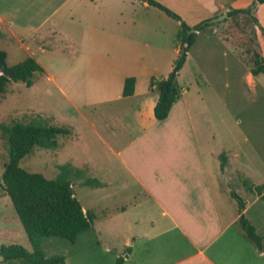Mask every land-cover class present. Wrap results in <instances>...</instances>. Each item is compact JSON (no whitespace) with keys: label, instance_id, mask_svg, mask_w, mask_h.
<instances>
[{"label":"crops","instance_id":"crops-1","mask_svg":"<svg viewBox=\"0 0 264 264\" xmlns=\"http://www.w3.org/2000/svg\"><path fill=\"white\" fill-rule=\"evenodd\" d=\"M152 1L180 20L149 4V0H0V39H5L7 33L8 39L18 41L21 49L28 52L29 47L22 44L33 34H66L64 40L72 56L55 57L53 61L69 65L67 74L45 71L44 75L56 82L59 93L78 111L82 125L96 133L115 158L114 170L104 172L99 179H83L84 184L92 186L82 185L99 188L106 198L115 194L114 211L107 206L103 214L105 236L116 241L106 253L114 254L115 260L122 259V264H264V237L257 233L247 215L254 205L264 203L255 192L256 187L264 188L263 157L252 150L246 136L243 142L231 146L225 145V139L221 143V138L215 145L198 138L186 103L190 91L184 86H180L181 96L168 117L157 121L154 107L158 94L142 83L147 75L145 66L165 57L171 35L175 33L177 37L181 22L193 28L203 21L222 16L224 19L231 10H245L255 0ZM256 8L263 10L264 4ZM220 27L224 32L222 39L228 40V26ZM260 28L264 30V26ZM203 30L196 31V35ZM238 43L234 40V45L242 48ZM36 44L39 47V42ZM153 49L159 50L158 57L149 53ZM27 56L33 58L32 53ZM86 64L99 66L100 72L82 74L79 68ZM252 69L249 67L244 75L246 84L254 93L259 85L264 93V72L253 75ZM180 75L179 71L177 79ZM129 76L137 81L125 96L124 81ZM258 76L263 78L258 81ZM93 80L103 84L95 86ZM108 81L117 82L115 91ZM91 95L94 98H83ZM70 97L83 99L72 101ZM121 101H130L133 121L139 130L136 134L126 130L124 141L120 133L107 132V126L98 132L78 110L81 106ZM261 106L260 134L264 135V102ZM122 119L119 121L126 129ZM69 127V134L74 135L73 126ZM228 133L231 134L230 130ZM241 143L248 147L242 148ZM221 155L225 157L224 167ZM73 167L82 171L79 178H84L88 169ZM250 176L260 180L254 183L248 180ZM231 192L243 200V214L261 236L262 251L241 229L238 204ZM245 192L250 199L243 198Z\"/></svg>","mask_w":264,"mask_h":264},{"label":"rangeland","instance_id":"rangeland-1","mask_svg":"<svg viewBox=\"0 0 264 264\" xmlns=\"http://www.w3.org/2000/svg\"><path fill=\"white\" fill-rule=\"evenodd\" d=\"M245 10L249 13L209 20L211 27L196 35L194 45L186 54L177 82L179 87L184 86L190 91L186 95V103L190 106L189 111L196 126L198 138L206 139L209 145H215L221 138V143L225 139V145L231 146L234 142L235 144L239 141L243 142L246 136L252 144V150L264 159V135L260 134L261 103L264 102V93L259 85L255 93L250 91L244 78L248 68H254V65L250 66V64L256 61V54L264 59V34L260 28L264 26V9H257L255 3L251 1ZM255 20L259 23L256 24ZM222 25L228 26V29H225L228 40L222 39L224 33L220 27ZM193 28L191 30H194ZM62 35V37H52L44 31L41 34H33L27 42L22 44L23 47H29L30 51L26 52L24 48L21 49L18 41L8 39L6 33L5 39H0V50L7 54L6 65L9 68L24 61L28 57L27 53H32L33 59L37 58L38 54L41 55L36 62L48 74L56 71L67 74L69 65L53 61L55 57L69 59L72 56L64 40L66 34ZM171 36L172 42L165 51V57L156 64L145 66L147 75L142 83L147 87L151 77L166 79L179 59L180 41L175 33ZM234 40L238 41L242 48H237ZM37 42L40 44L39 47ZM41 48L45 51L41 52ZM243 52L244 56H241ZM149 53L151 56H159L158 49H153ZM98 68L99 66L86 64L80 66L79 71L82 74H97L100 72ZM48 74L37 77L31 87H26L22 83H10L7 86L5 93L0 96V124L41 122L47 126L68 130H71L70 125L73 126L74 135H58L53 138L58 148L35 147L19 166L29 173L40 174L49 180H55L59 176L61 165L70 164L88 169L84 178L73 176L69 181L83 211L94 212L96 219L91 229L80 234L74 244L57 237L44 238L41 239V249L47 258L64 257L65 264H115L117 260L113 258L114 254L106 253V250L108 246H114L116 241H110L105 236L103 228L105 207L108 206L112 208L109 211H114L115 194L112 193L110 198H106L99 188L82 186L83 179H99L104 172L114 170L115 158L105 149L97 134L82 125L78 111L59 93L56 82L48 78ZM129 77L128 79H132L133 86L137 80L134 76ZM262 78L258 76L257 80L260 81ZM92 83L95 86L103 84L98 80H93ZM108 83L113 84L112 89L115 91L117 82L108 81ZM91 85L87 88L90 89ZM93 96L83 98L90 99L94 98ZM83 98L78 97L76 100ZM70 99L76 101L74 97ZM128 102H112L85 108L81 106L78 110L95 125L98 132H102V126H107L108 129L105 128L107 132L120 133L119 137L124 141L126 130L130 134H136L139 131L131 114L132 105L130 101ZM121 119L127 125L126 129H123L119 121ZM241 147L245 148L248 145L241 143ZM7 161V149L0 137V178ZM248 180L255 183L260 178L250 176ZM242 195L244 199H250L248 192ZM263 208L264 203L259 202L249 210L247 215L257 229V233L264 237ZM9 245H18L28 251L32 250L9 197L0 188V246ZM0 264H4L1 257Z\"/></svg>","mask_w":264,"mask_h":264},{"label":"trees","instance_id":"trees-1","mask_svg":"<svg viewBox=\"0 0 264 264\" xmlns=\"http://www.w3.org/2000/svg\"><path fill=\"white\" fill-rule=\"evenodd\" d=\"M255 4L262 5L264 0H255ZM149 4L158 7L170 17L180 18L164 6L149 0ZM246 10H231L228 17L238 14H247ZM257 24V20H255ZM211 25L204 21L193 29L203 30ZM189 26L181 22L177 38L180 41L179 59L175 63L172 72L165 80L158 81L152 78L149 87L158 94V100L154 107V116L157 121L165 120L169 112L181 96V88L177 82L178 72L185 63L186 54L193 46L196 33H191ZM264 34V30L261 28ZM7 54L0 50V96L5 93L10 83H22L31 87L37 77L44 76L45 70L31 57H27L20 64L9 68L6 65ZM5 72L8 75L5 76ZM264 72V62L256 55L253 75ZM132 79L125 81L123 94L128 96L132 88ZM66 128L44 125L41 122L23 124L13 122L0 124V137L4 141L8 161L4 165V171L0 178V188L9 197L15 213L22 225L31 251L18 245L0 246V257L4 264H65L62 256L46 257L41 249V239L57 237L74 244L77 237L90 230L96 215L92 211L84 212L81 204L74 195L70 178H79L80 170L70 164L59 166V176L55 180L46 179L36 173H29L20 168V162L35 148L55 149L58 144L54 137L68 135ZM221 167H224L225 157L220 156ZM84 186H92L90 183ZM263 187H256L255 192L264 201ZM238 204L240 214L239 225L245 236L259 250H263L262 238L256 233L255 228L248 222L243 214L245 204L235 193L231 192ZM115 264H122V259H117Z\"/></svg>","mask_w":264,"mask_h":264},{"label":"water","instance_id":"water-1","mask_svg":"<svg viewBox=\"0 0 264 264\" xmlns=\"http://www.w3.org/2000/svg\"><path fill=\"white\" fill-rule=\"evenodd\" d=\"M255 5H257V4H255ZM194 32H195V30H191V33H194ZM4 75L7 76L8 75V72H5Z\"/></svg>","mask_w":264,"mask_h":264}]
</instances>
